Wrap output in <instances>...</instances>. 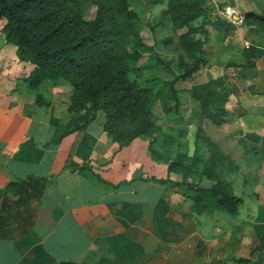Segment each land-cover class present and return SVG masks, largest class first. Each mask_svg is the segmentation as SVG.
Returning a JSON list of instances; mask_svg holds the SVG:
<instances>
[{"label": "crops", "instance_id": "crops-1", "mask_svg": "<svg viewBox=\"0 0 264 264\" xmlns=\"http://www.w3.org/2000/svg\"><path fill=\"white\" fill-rule=\"evenodd\" d=\"M202 1L212 8L205 52L214 40L234 36L236 26L219 4L264 14V0ZM1 28L0 264H264V107L215 125L230 132L232 145L224 151L236 168L225 178L242 200L237 213L198 214L191 209L193 192L174 184L167 165L151 158L148 140L137 137L120 148L102 128L104 113L68 110L71 87L62 79L30 87L33 66L18 58ZM241 29L245 38L228 59L242 70L251 60L260 71L264 30ZM205 58L195 84L215 78L205 75ZM224 87L236 98L249 96L224 80L214 100L229 112L220 100ZM23 180L35 183V191L26 188L33 196L17 202L8 183Z\"/></svg>", "mask_w": 264, "mask_h": 264}, {"label": "trees", "instance_id": "trees-1", "mask_svg": "<svg viewBox=\"0 0 264 264\" xmlns=\"http://www.w3.org/2000/svg\"><path fill=\"white\" fill-rule=\"evenodd\" d=\"M84 1L0 0L4 40L16 47L21 61L33 66L27 77L29 86L37 87L43 80L62 79L68 82L71 87L68 110L78 113L91 107L93 117L98 112L104 113L102 128L120 148L128 146L137 137L144 138L149 142L151 158L165 163L168 172L181 173L185 181L188 172L197 169L200 176L212 181L208 188L187 184L193 192L192 211L198 214L215 210L237 213L242 200L234 194L231 183L219 170L225 165H228L227 172L235 170L233 161L208 138L213 155L202 162L204 166L199 165L204 154L199 146L200 133L204 131L202 126H198L195 133L193 154L182 152L181 145L177 144L175 160H166L155 148V143L164 139L161 138L160 126L153 119L150 91L140 87L129 76L130 62L140 56L137 50L127 47V30L132 27L135 11L129 8L127 0H113L112 9L124 18V22L110 24L109 21L114 19L112 13L100 0H95L96 16L87 20L82 14ZM168 11L177 28H186L180 40L189 61L181 59L182 72L168 82V96L174 115L181 120V103L175 83L190 78L205 64L204 44L208 33L202 24H191L203 13L202 0H169ZM244 16L249 24L256 20L264 25V14L255 15L246 11ZM223 83V76H218L195 84L190 90L191 97L198 103L201 119H208L214 125L223 124L228 116V110L214 100ZM35 101L38 103L40 97L37 96ZM182 132L180 129L179 133ZM149 179L171 181L154 176ZM34 185L25 180L8 183L15 190L17 202H21L24 196L31 198L33 195L24 192L30 188L34 193ZM38 187L41 191L39 184Z\"/></svg>", "mask_w": 264, "mask_h": 264}, {"label": "rangeland", "instance_id": "rangeland-1", "mask_svg": "<svg viewBox=\"0 0 264 264\" xmlns=\"http://www.w3.org/2000/svg\"><path fill=\"white\" fill-rule=\"evenodd\" d=\"M99 2L105 4L108 12L112 13L114 19L109 21L110 24L124 22V18L112 9L113 0H100ZM127 3L129 8L136 13L132 20V27L130 26L127 30V47L129 50H137L140 53L136 60L130 62L129 76L140 87L148 88L150 91L153 119L160 126L161 138L164 139L163 142H156L155 148L159 150L166 160H175L174 151L177 144L181 145L182 152L193 154L195 133L198 126H202L204 131L200 133L199 146L204 154L200 159L199 165L204 166L202 162L213 155L208 138L211 141L215 140L213 142L226 154L224 149L228 145H232L227 137L230 132L226 130V126H215L210 120L201 119L198 103L190 94L191 87L200 80L202 73L192 75L194 76L192 79H180L175 83L181 103L180 114L182 119L179 120L174 115L168 96V82L182 72L180 67L181 59L184 61L189 60L181 47L180 40V36L186 28H177L175 26L168 11L169 0H127ZM231 5L245 13L235 4ZM223 6V3L219 4L218 9L220 12H222ZM96 12L97 2L95 0H85L83 2L82 14L85 19L93 20ZM207 14L212 16V8L206 10L203 6V13L200 17L195 18L191 24H202L204 26ZM228 22L236 26L233 27L234 36L232 38H222L221 42L214 40L213 45L208 46L209 51L205 52V55L209 66L205 75L223 76L225 84L228 83L233 87L236 83L238 90L242 92L247 90L248 98L241 99L232 96L229 91L230 88L224 87L223 89L220 100L227 103L226 105L231 108L230 112L228 111L226 121L227 123H234L240 119V114L238 113L243 115V111L264 107V68L255 72V62L251 63V60L247 62L248 70L233 67V63L228 59L231 51H233L231 48L235 44L238 45L241 42V38H245V31L241 28H245L249 23L245 21L242 25H236L230 20ZM250 24L261 30L264 29V25L256 20H253ZM0 26L2 27V22ZM198 36L202 37L201 34H198ZM216 36L219 37L218 35ZM259 64L263 66L261 61H259ZM252 74L253 76L251 77ZM253 78L254 81H250V85L246 81H242L243 79L252 80ZM180 129L183 131L182 134L179 133ZM184 162L186 163V160ZM219 170L224 177L228 173V165L223 166ZM187 176L184 181L181 173L171 172L173 181L176 182L177 186L183 187L184 191L190 190L187 184L203 188H208L212 185V181L205 176H200L197 169H192ZM192 195L191 193L190 196Z\"/></svg>", "mask_w": 264, "mask_h": 264}, {"label": "built area", "instance_id": "built-area-1", "mask_svg": "<svg viewBox=\"0 0 264 264\" xmlns=\"http://www.w3.org/2000/svg\"><path fill=\"white\" fill-rule=\"evenodd\" d=\"M223 15L236 25H242L245 22L244 13L232 5H225L222 9Z\"/></svg>", "mask_w": 264, "mask_h": 264}]
</instances>
